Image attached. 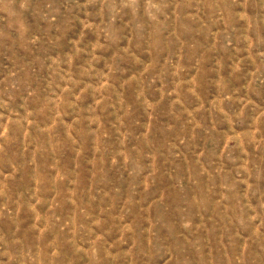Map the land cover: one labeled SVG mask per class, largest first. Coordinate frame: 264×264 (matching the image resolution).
Here are the masks:
<instances>
[{"label": "rangeland", "instance_id": "1", "mask_svg": "<svg viewBox=\"0 0 264 264\" xmlns=\"http://www.w3.org/2000/svg\"><path fill=\"white\" fill-rule=\"evenodd\" d=\"M0 264H264V0H0Z\"/></svg>", "mask_w": 264, "mask_h": 264}]
</instances>
